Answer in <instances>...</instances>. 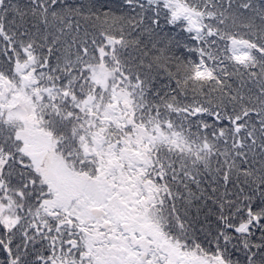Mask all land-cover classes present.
Wrapping results in <instances>:
<instances>
[{
	"label": "snow or ice",
	"instance_id": "obj_1",
	"mask_svg": "<svg viewBox=\"0 0 264 264\" xmlns=\"http://www.w3.org/2000/svg\"><path fill=\"white\" fill-rule=\"evenodd\" d=\"M0 264H264V0H0Z\"/></svg>",
	"mask_w": 264,
	"mask_h": 264
}]
</instances>
